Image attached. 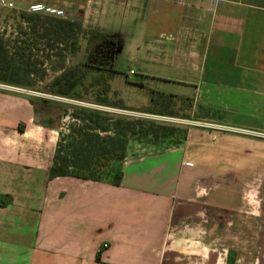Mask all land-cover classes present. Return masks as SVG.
Here are the masks:
<instances>
[{
    "label": "crops",
    "instance_id": "obj_1",
    "mask_svg": "<svg viewBox=\"0 0 264 264\" xmlns=\"http://www.w3.org/2000/svg\"><path fill=\"white\" fill-rule=\"evenodd\" d=\"M80 8L84 30L108 10L135 25L146 82L205 110L209 130L125 156L118 185L50 178L52 125L0 88V264H264V0Z\"/></svg>",
    "mask_w": 264,
    "mask_h": 264
},
{
    "label": "rangeland",
    "instance_id": "obj_2",
    "mask_svg": "<svg viewBox=\"0 0 264 264\" xmlns=\"http://www.w3.org/2000/svg\"><path fill=\"white\" fill-rule=\"evenodd\" d=\"M32 3L62 10L63 17L67 19H81L80 6L85 0H0V34L8 43V53H12L11 44L19 36V30L28 32L29 26L21 21L20 13L28 14L27 6ZM113 12L120 14L116 10ZM111 15L108 10L106 14L91 18L93 30L103 28L112 31L114 36H109L115 41L119 39L122 45L121 53L115 51L111 64L110 46L106 42L98 39L93 46H88L87 37L80 36L75 53L63 50L62 46L32 48L30 61L36 64L35 71L29 77L21 71L13 77L28 86L0 82V88L32 100L38 115L52 125L56 137V160H53L52 166L63 164L69 174L80 170L93 171L97 159L108 154L120 142L124 144L125 156L142 155L178 146L174 138L186 140L191 129L209 130L208 124L198 121L208 117L205 110L194 111L189 102L162 98L161 86L146 82V40H139L135 25H123L121 20H114ZM133 33L136 36L131 37ZM135 47L138 52H135ZM111 68L116 73L106 81ZM72 69L84 74V86L78 88L80 99L51 94L49 86L53 79ZM106 83L112 86L108 93L103 92ZM118 101H122L129 110L117 108ZM149 109L153 114L148 113ZM76 111L81 115L88 113L93 118L99 116V125L85 120L83 116L75 118L72 114ZM170 113L173 115L170 116ZM136 121L144 123L135 124ZM127 122L131 123L129 129L125 127ZM147 122L164 126L168 132L158 130L157 137L146 134L150 128ZM170 133L172 137H163ZM184 141L181 140L180 144ZM120 166V161L112 159L101 173L95 172L93 177L110 181L118 174Z\"/></svg>",
    "mask_w": 264,
    "mask_h": 264
},
{
    "label": "trees",
    "instance_id": "obj_3",
    "mask_svg": "<svg viewBox=\"0 0 264 264\" xmlns=\"http://www.w3.org/2000/svg\"><path fill=\"white\" fill-rule=\"evenodd\" d=\"M20 19L22 22L26 23L29 28L28 32L24 30H19V36L16 37L11 44V52L8 53L7 45L8 43L3 40L2 35L0 34V82L4 83H11L14 85H24L27 84L22 83L19 80L13 79L18 72L24 73L27 77L32 75L35 71L34 67L36 66L35 63L30 61V51L34 47H48L54 48L58 46H62L63 50L68 51L69 53H75L79 48V38L87 37V45L93 46L98 39H102L110 46L109 51V62L111 64L112 58L117 48L116 41L111 38L108 34L101 33L96 30H84L82 28L81 21L79 18L75 19H67V18H60L54 17L49 15L42 16L41 14H26L25 12L20 13ZM21 37L23 39H21ZM57 49V48H56ZM55 57L58 56L57 52L54 54ZM21 69V70H20ZM116 73L115 70L112 68L110 69L108 76L106 77V81H109L113 75ZM83 78L84 74H79L75 70H68L64 72L61 76H58L53 79L49 86V91L51 94L55 96H59L62 98H69V99H80V94L78 91L79 87H83ZM28 86V85H27ZM109 83L104 84L103 92L108 93L110 91ZM162 98H167V100L174 99L173 96H165L162 94ZM116 107L119 109L129 110L122 101H118ZM148 113L153 114L152 109L148 110ZM160 115L162 113H159ZM164 114V113H163ZM75 118H82L84 117L85 120L94 123L95 125H99L101 118L96 116H90L88 113L81 112H73L72 114ZM172 116L173 114H169ZM144 122L136 121L135 124H142ZM146 123V122H145ZM150 126L148 133L154 137H157L158 130H162L165 133L168 132V129L164 126H158L153 124L152 122H147ZM131 123L127 122L126 129H129ZM103 132L106 130L102 129ZM163 137H172V133L164 134ZM181 140L184 141L185 138H174V143L179 145ZM125 158V148L123 143H118L116 147H113L109 153L101 155L98 159L96 164L94 165L93 171L88 170H80L76 171L74 174H69L66 171V168L63 164L52 166L50 168L49 177L50 178H58V177H72L80 180H90V181H104L102 179H94V174L101 173L103 169H105L108 163L112 159H117L118 161L122 162ZM54 160L56 158L54 157ZM121 179V172L119 170L118 174L114 176L112 181L113 184L118 185ZM106 181V180H105ZM5 205L0 200V206Z\"/></svg>",
    "mask_w": 264,
    "mask_h": 264
},
{
    "label": "built area",
    "instance_id": "obj_4",
    "mask_svg": "<svg viewBox=\"0 0 264 264\" xmlns=\"http://www.w3.org/2000/svg\"><path fill=\"white\" fill-rule=\"evenodd\" d=\"M27 13L29 14H41V15H49L54 17L62 18L64 13L62 10H57L54 8L46 7L41 3H32L27 6Z\"/></svg>",
    "mask_w": 264,
    "mask_h": 264
},
{
    "label": "water",
    "instance_id": "obj_5",
    "mask_svg": "<svg viewBox=\"0 0 264 264\" xmlns=\"http://www.w3.org/2000/svg\"><path fill=\"white\" fill-rule=\"evenodd\" d=\"M80 20V19H79Z\"/></svg>",
    "mask_w": 264,
    "mask_h": 264
}]
</instances>
